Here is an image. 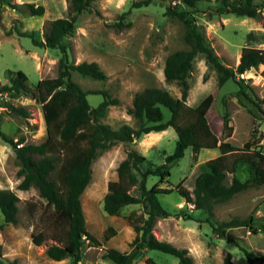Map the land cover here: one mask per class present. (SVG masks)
Listing matches in <instances>:
<instances>
[{"label": "rangeland", "instance_id": "374dc122", "mask_svg": "<svg viewBox=\"0 0 264 264\" xmlns=\"http://www.w3.org/2000/svg\"><path fill=\"white\" fill-rule=\"evenodd\" d=\"M140 0H92L89 11L81 13L72 33L63 39L67 47L69 64L94 62L107 79L97 81L81 77L72 72L71 80L84 92L106 90L118 99L119 104L110 106L100 122L116 129L121 125L133 127L135 122L127 110L136 93L147 88H157L180 98V86L166 82L163 68L166 58L176 51L186 50L183 41L184 27L180 21L164 14L166 7L191 12L198 31L219 61L235 69L243 54L252 50L264 51V12L258 19L241 18L230 14H216V0H200L193 9L184 6L181 0H151L148 6L132 9L131 4ZM256 3L264 0H255ZM34 4L42 6V16H30L17 11L11 4ZM66 0H0V85H5L6 73L22 72L27 85L34 88L43 79L57 76L60 52L58 49L35 47L32 39L43 41L51 21L68 17ZM122 19L129 27L114 28ZM252 32L255 37L247 40ZM189 85L186 106L194 108L209 101L205 115L212 133L218 141L241 148L251 141L255 132L253 148L259 147L264 167V121L259 111L264 109V65L250 68L222 86L218 85L216 73L198 56L187 77ZM92 107L101 102L99 95H88ZM21 108L27 115L10 110ZM169 113L164 109V120ZM230 127V135L223 131V122ZM0 133L14 142L20 138L26 144L38 145L47 139V127L42 106L34 96L13 93L0 94ZM131 143H117L102 151L91 164V178L80 196L86 230L99 242V246L85 243L81 249L79 264H113L103 257L105 250L112 248L120 252H131L135 233L126 217L130 213L142 214L141 206L124 207L118 216H109L103 211V198L108 184L117 181V167L125 158L126 151L135 150L152 165H160L175 148L176 134L172 128L158 133H149ZM150 138V139H149ZM74 145L61 144L55 138L51 155L59 157L57 170L52 178L58 182V171L65 155ZM218 149H202L196 161L187 148L183 157L167 166L169 177L158 187L164 193L158 195L161 206L169 217L158 219L153 228L157 240L168 242L177 248L186 249L194 264H222L226 254L231 255V264H247L234 243H228L212 233L211 226L204 221L203 211L193 210L186 202L192 197L194 176L206 164L218 160ZM231 156L228 160H231ZM145 168V167H144ZM245 164L237 165L234 177L245 181L251 176ZM232 175H227L230 183ZM22 181L20 166L8 143L0 137V189L13 192L17 203V224L4 223L0 214V260L7 264H70L68 258L55 262L47 258L46 249L56 244L52 239L40 240L35 236L48 235V220L51 207L39 196L35 187L19 190ZM157 177H148L146 186L151 188ZM180 213L190 214L195 219L183 220ZM233 217H250L255 227L264 224V185L241 192L224 203L213 207L212 223L227 221ZM60 228H58V231ZM108 239H105V236ZM227 235L251 254L264 253V230L252 233L244 227L230 229ZM151 258L157 264H178L177 259L157 251H143L133 264H146Z\"/></svg>", "mask_w": 264, "mask_h": 264}, {"label": "trees", "instance_id": "16d2710c", "mask_svg": "<svg viewBox=\"0 0 264 264\" xmlns=\"http://www.w3.org/2000/svg\"><path fill=\"white\" fill-rule=\"evenodd\" d=\"M68 2V17L59 18L50 22L43 41L33 38L35 47L44 49H58L57 76L53 79L40 80L34 88L27 85V78L22 72L6 73L5 85H0V94L13 93L21 96H34L42 106L43 118L47 127L45 142L34 145L24 143L20 138L13 141L0 133L3 141L8 143L20 166L22 181L19 190H28L35 187L39 196L51 207V216L48 220V235L39 232L35 237L40 240L52 239L56 244L46 249L48 259L59 262L66 258L70 264H79L82 259L81 249L85 243L99 246L97 239L85 227V219L81 207L80 196L88 186L91 178V164L102 151L110 149L117 143H131L134 139L149 133H158L172 128L176 134L175 148L172 154L164 158L160 165H152L147 159L135 150L126 151L125 158L117 167V181L108 184V192L103 198V211L109 216H118L127 206H141L142 214L130 213L126 219L131 225L135 237L131 242V252H120L109 248L103 257L113 264H133L143 251H157L177 259L178 264H194L188 251L177 248L168 242L157 240L152 231L158 219L169 217V213L161 206L158 195L164 193L158 187L169 177L168 165L179 161L187 148L192 151V160L196 161L202 149H218L220 157L213 163L206 164L194 176L192 197H186V202L193 204V210L203 211L207 218L204 221L211 226L212 233L218 238L234 243L242 253L247 264H264V253L251 254L227 235L230 229L244 227L257 233L264 230V224L255 227L250 217H233L227 221L212 223L213 207L224 203L235 195L251 188L264 185V167L262 154L259 149L253 148L255 132L251 134V141H247L241 148L230 143L218 141L208 124L205 111L209 101L201 102L191 108L185 102L189 85L187 77L192 69L194 60L200 56L216 73L218 85L222 86L228 80L234 79L250 68L264 65V51L252 50L243 54L236 68L230 69L223 65L213 50L206 44L204 37L198 31L191 12L166 7L164 14L180 21L184 27L183 41L186 50L170 54L164 63L163 75L166 82H176L180 86V98H174L167 92L157 88H147L134 95L131 107L127 110L135 124L133 127L121 125L113 129L100 122L110 106L119 104L108 91L99 90L84 92L71 80L74 72L81 77H88L97 81L107 79L94 62H81L77 65L69 64L67 47L63 39L69 36L74 28L77 17L89 11L92 0H66ZM200 0H181L188 9H193ZM216 14H230L241 18L258 19L264 12V2L255 0H216ZM151 0H140L131 4L132 9L148 6ZM10 8L28 12L30 16H42L44 8L34 4H11ZM123 13L120 21L114 23V28L129 27L123 23ZM255 35L250 32L247 40H253ZM102 97L95 107H92L88 95ZM164 109L169 113V119L164 120ZM10 110L17 114L27 115L21 108ZM259 111L264 121V109ZM223 131L230 135V127L223 122ZM55 138L61 144L74 145L70 154L65 155L58 171V182L52 175L57 170L59 157L51 155ZM231 156V160L228 157ZM247 165L252 174L240 181L233 175L237 165ZM145 167V168H144ZM232 175L230 183L226 182L227 175ZM148 177H157L158 182L147 188ZM18 197L11 191L0 189V214L4 223L17 224ZM183 220L195 221L190 214L180 213ZM2 226L0 225V230ZM58 228L60 230L58 231ZM109 237L106 235L105 239ZM231 255L226 254L222 264H231ZM146 264H157L151 258ZM0 264H5L0 260ZM7 264H17L13 260Z\"/></svg>", "mask_w": 264, "mask_h": 264}, {"label": "bare ground", "instance_id": "6f19581e", "mask_svg": "<svg viewBox=\"0 0 264 264\" xmlns=\"http://www.w3.org/2000/svg\"><path fill=\"white\" fill-rule=\"evenodd\" d=\"M147 135V134H146ZM148 135H150V134H148ZM150 139V138H149Z\"/></svg>", "mask_w": 264, "mask_h": 264}]
</instances>
